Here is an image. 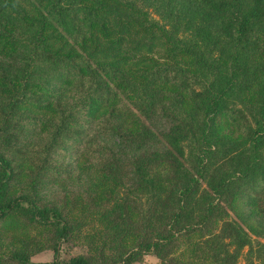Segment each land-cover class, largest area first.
Segmentation results:
<instances>
[{
  "label": "trees",
  "instance_id": "1",
  "mask_svg": "<svg viewBox=\"0 0 264 264\" xmlns=\"http://www.w3.org/2000/svg\"><path fill=\"white\" fill-rule=\"evenodd\" d=\"M34 1L0 0V233L38 232L16 237L5 264H133L145 255L180 264L182 241L194 263L238 264L245 246L262 257L264 0ZM151 12L186 61L172 48L171 63L146 57L162 39L135 37ZM94 28L101 38L89 50ZM161 118L170 125L155 129ZM37 130L45 139L27 152ZM81 152L101 157L66 169L55 161ZM84 173L86 197L42 202L44 189ZM64 241L87 251L62 259ZM42 248L53 259L33 262Z\"/></svg>",
  "mask_w": 264,
  "mask_h": 264
},
{
  "label": "rangeland",
  "instance_id": "2",
  "mask_svg": "<svg viewBox=\"0 0 264 264\" xmlns=\"http://www.w3.org/2000/svg\"><path fill=\"white\" fill-rule=\"evenodd\" d=\"M37 2L38 0H35L34 5H36ZM34 5L27 6V9L30 10L32 8L33 11L36 12L37 9L35 8ZM149 18L150 19L148 21L146 20L144 25L142 26L143 18L141 17L140 18L141 25L136 26V29L138 30L137 32L138 35L135 37H137V39L139 38L143 42H147L150 35H152V33L154 32L157 35H161L160 30H158V28L160 27V25H164V22L161 21L159 16L153 12L150 13ZM133 19H136V17H134ZM150 20L156 21V25H154L153 28L148 27ZM111 22L113 24V21ZM112 26L114 25H111V27ZM91 31L93 35L90 38L91 40L89 41V45L87 48L89 50H95V48L97 47L94 46L95 43L92 41V39L94 37H97L99 39L101 38L100 33H99L100 28H94ZM161 37H162L161 40L156 39L157 44L153 48V50L145 54L146 57L150 60V62L155 63L157 65L171 63L172 61H174V59L171 57V54H170L171 48H172V54L174 55L175 61H184L185 58H183L177 52V50H175L171 46L167 38L164 35H161ZM70 41H76V43L73 45L75 49L81 52H84V50H80L81 47H79V44H77L79 42V39H76V40L70 39ZM67 44L71 45L69 42ZM68 103L70 107L74 104V102L72 101ZM153 124H154L155 129H163L164 127L166 128L167 126H169L170 122L168 120L161 118V119L155 120ZM77 127L80 128L79 126ZM224 128H225V131L230 132L231 129H233L234 127L224 125ZM88 132L90 134V130ZM233 132L235 135L237 134V131L235 128ZM45 136L46 134L42 132V130L35 131L34 134H32V136H30L25 141L26 151L33 152L35 149H37L41 145L42 141L45 139ZM101 139L106 145H110L111 147L114 145H117V146H120V149L124 148L125 152L128 153L129 155H131L134 152V149H136L135 145H126V143L121 141L120 138L117 136H101ZM100 157L101 155L99 153L90 154V153L81 152V154L77 153V154H72V155H60L59 157L55 158V161L58 162L59 165H61L62 167L66 169L68 168V164H70L71 167H73L77 160L79 164H81L82 161L83 163H87V164L96 163L100 159ZM102 158L105 159V156H103ZM20 165L24 169L25 177H29V175L33 173L31 169L29 170L25 169L24 168L25 166H23L21 162H20ZM70 176L63 177L62 179L57 181L55 184L50 185L48 188L44 189L41 192L42 202L50 203V204L51 203L60 204L62 201H64V199L75 198V197H83V198L86 197L90 191L89 187L91 186V185L89 186L88 184L89 174L88 173L81 174V178H79V180H73L72 176L71 177ZM261 207H264V195L262 196L261 200L258 203V208L257 207L255 208L256 213L258 212V209ZM256 221L257 219L255 218V221H253L255 225L257 224ZM259 221L261 222V219H259ZM95 227H97V225ZM27 234L36 235L38 234V232L35 229L26 227L25 225H19L14 228L3 230L0 233V263L1 264H5L4 261L6 260V257L9 255V251L11 249V246L14 243L15 238L19 236L27 235ZM39 235H42V232H40ZM253 241H256V239H254ZM86 251L87 250H86L85 244H83V242L81 241H69V242L64 241L62 242L61 247H60V257L62 259H68L72 257L73 255L83 254ZM188 254L189 253L187 252L186 244L184 241H182L180 243L179 250L177 251V256L179 258V261H184L186 262V264H202V263L192 262ZM52 259H53V251L49 248H42L41 250L35 252L31 256V260L33 262L43 263V262H49ZM184 262L180 264H185ZM237 263L238 264H264V255L262 257H259L255 253H250L249 246H245L244 248H242L239 254ZM133 264H158V259L155 256L145 255L142 257L140 261L134 262ZM206 264H209V263L206 262Z\"/></svg>",
  "mask_w": 264,
  "mask_h": 264
}]
</instances>
